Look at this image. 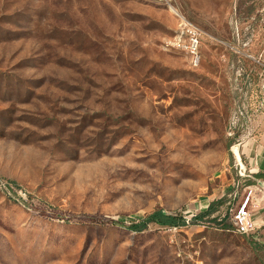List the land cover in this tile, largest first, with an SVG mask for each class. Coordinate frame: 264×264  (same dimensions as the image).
<instances>
[{"label": "rangeland", "instance_id": "1", "mask_svg": "<svg viewBox=\"0 0 264 264\" xmlns=\"http://www.w3.org/2000/svg\"><path fill=\"white\" fill-rule=\"evenodd\" d=\"M261 121L264 0H0V264H264Z\"/></svg>", "mask_w": 264, "mask_h": 264}, {"label": "built area", "instance_id": "2", "mask_svg": "<svg viewBox=\"0 0 264 264\" xmlns=\"http://www.w3.org/2000/svg\"><path fill=\"white\" fill-rule=\"evenodd\" d=\"M180 42H181V36H179L178 38V43ZM198 43H199L198 36L195 32H193L188 42V46L190 47L191 52L193 53L195 62H198L200 58L197 50ZM241 142L242 141L237 143L239 148L237 152L234 149L232 150L234 154L233 164L236 169V178L234 180V186H235L234 191L239 190L241 185L242 184L244 185V182L246 180H250L251 178L254 179V175H255L254 169L248 163L246 164L243 159V157L245 156L244 154H242L240 150ZM251 193H252V189H249L248 192L245 194V196L237 203V205L231 208V213H230L231 221L235 226L236 230L241 233L253 232L258 227L253 222L251 216V210L248 207L250 198L252 197Z\"/></svg>", "mask_w": 264, "mask_h": 264}, {"label": "crops", "instance_id": "3", "mask_svg": "<svg viewBox=\"0 0 264 264\" xmlns=\"http://www.w3.org/2000/svg\"><path fill=\"white\" fill-rule=\"evenodd\" d=\"M240 150L247 158V163L254 169L255 175L260 178V181H264V121H261L259 134L245 140L244 144L241 142ZM258 185L263 187L260 182H258ZM252 219L257 226L264 223V202Z\"/></svg>", "mask_w": 264, "mask_h": 264}, {"label": "trees", "instance_id": "4", "mask_svg": "<svg viewBox=\"0 0 264 264\" xmlns=\"http://www.w3.org/2000/svg\"><path fill=\"white\" fill-rule=\"evenodd\" d=\"M206 212L208 213V210ZM173 219L174 218L172 216L165 215L160 210H156V211L150 213V215H148V217L144 218L140 223H142V226H145L149 221H155V222L160 223V224H172ZM142 226H141V228H142ZM132 227H135L136 229H140L139 223H137V222L134 223L132 225Z\"/></svg>", "mask_w": 264, "mask_h": 264}, {"label": "water", "instance_id": "5", "mask_svg": "<svg viewBox=\"0 0 264 264\" xmlns=\"http://www.w3.org/2000/svg\"><path fill=\"white\" fill-rule=\"evenodd\" d=\"M260 183H261V185H263V187H264V181H261Z\"/></svg>", "mask_w": 264, "mask_h": 264}]
</instances>
